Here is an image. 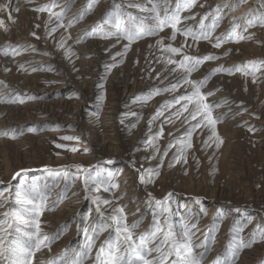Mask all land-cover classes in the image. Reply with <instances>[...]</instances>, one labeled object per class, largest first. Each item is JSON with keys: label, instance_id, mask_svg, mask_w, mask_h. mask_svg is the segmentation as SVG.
Segmentation results:
<instances>
[{"label": "rangeland", "instance_id": "rangeland-1", "mask_svg": "<svg viewBox=\"0 0 264 264\" xmlns=\"http://www.w3.org/2000/svg\"><path fill=\"white\" fill-rule=\"evenodd\" d=\"M44 1L46 0H0V5H5V6L11 5V7H5L3 11H0V19L4 20L5 26L8 29L7 31H5L4 28L0 27V48H5L8 44H12V45L32 44L35 46L37 50V51H33V53L39 52L40 49L45 48L47 49L45 53H49V55H46L45 58H50L49 61L44 59L34 58V60H31L32 62L30 60L29 61L23 60L20 62L19 61L20 56L22 57L26 53H29V50L22 51V54L17 56L0 55V81H4V83L7 86L9 80H13L19 87L22 88L23 85L27 84L26 77L31 75L34 76L36 74H41L47 77L38 80V83L35 85V87L38 88V89L36 88V91H31V90L29 91L28 89H24V90L22 89L23 91L20 89L19 91V89H17L9 92V94L12 95L19 94L21 99L24 101L23 103H0V110L2 109L0 111V122L2 120L5 121V125L0 123V132H4L6 130L9 131V136L0 135V177H2V175L8 176V174L11 173L9 179L12 182V184H7L6 182L0 181V190L10 189L11 193L14 194L15 191L18 188H20L22 185L28 186L31 184H37L42 189L44 188L45 185H47L48 200L52 192H54L55 195L58 196L57 202L53 205V209L55 210L58 208V205L62 201V199L65 198L73 189L75 183H79L80 180L83 181V177L81 176L77 178L75 176H72L67 180L64 178H54L49 176L48 173L44 170L45 166L53 169H60L64 166L80 164L83 165L85 168L99 169L101 175L97 177V180L100 181L107 180L108 179L107 173L111 171L112 173L115 174L112 183H115L116 185H118V187H119V180L121 179V177H123V175L121 174L122 168L120 166H125L132 173L131 177L134 184L133 194L137 197V201L142 202L141 205L144 206V210L142 211L143 212L142 224L145 222L149 211L154 210L153 206L150 205L149 203L148 193H151L152 197H154L155 199H163L166 195H168V193H172V197L169 200V206L171 208L170 218L172 222L176 226L177 230H179L180 228L179 221L181 217H185L187 219V222L191 224L190 219L192 218V213L190 211L183 213V215L178 218L179 220L178 225H176L175 223V221L177 220L176 216L183 211L184 204L182 203V200L181 201L174 200V197H178V195L181 197H188V196H184L179 192L173 190V188L169 186L170 184L166 182V180L164 182L162 181L161 183H158V180L160 177H162V175L165 174L166 177L170 171L175 170L173 172V176L174 177L176 176L175 178L177 180H183L180 182L185 183V185L193 184L195 185V187H198V186H203V184L207 183L208 181L207 184H209L210 187H213L216 185H223L224 183H227L224 177L223 178L219 177V179H217L215 172H213L214 164L218 159L217 155H215L214 152L215 150H219L218 156L221 157L224 152L223 147L228 140L225 136H223L224 132L221 133L218 129V126H220L223 121H226L227 114L217 115L216 109H218L219 107L214 108L213 110V116L220 118V121L216 125V131L219 137L221 138V140L223 141V143H221L218 148L216 147V143H211V146H208L209 148L212 149L210 156L213 155L211 158L213 159V161H211V159H204L206 155L203 152H201L202 148L199 147V143L197 141L198 136L202 132L205 131L208 132L205 140H207L208 137L211 135L209 128L202 127L201 129H197L196 132L193 134L192 137L193 148L188 150L186 153L187 154L186 164L181 162L174 164L172 167H169V163L171 162L172 155L176 151V148H173L171 151H169L168 156L164 158L162 166L159 167V173H160L159 176L155 177L151 183H148L146 185L141 184L139 182L140 173L148 168H152V169L157 168V166L160 165L161 154L163 153L164 149L168 146L169 142L177 138H180L182 133H184L185 130L189 127V124L195 123V121L183 122L184 117L188 115L187 112L183 113L180 116V118L177 119L175 116H170L168 111H165L164 116H161L156 120H153L151 125H149V121L152 120V117L154 116L156 111L166 100L172 99L174 96L180 94H185L186 92L190 93L191 88L188 85H183L175 92H171V91L162 92L159 95H155L152 99L147 100V102H143L144 98L149 96V93L151 92L152 89L163 88L162 84H167L166 87H169L171 83H175L180 73L179 72L174 73L177 74V78L168 82L169 78H171L172 76V74H169V69L172 66L171 65L165 66L163 63L156 62L157 58L160 56L159 51L155 47L156 39H158L159 37H149L134 42L125 56L116 57L115 60L116 62H114L116 66L113 67L110 72L107 71L105 65L114 64L112 62L114 61L112 57L117 52H121L123 50V45L127 43L126 41H121L117 44H113L115 46L109 45L107 48H105L104 52L108 56L101 68L102 70L101 82H99L96 85V88L94 89L95 90L94 94H92L94 98L93 97L91 98L92 104L90 103L89 106H86V114L88 115L89 121L91 120L90 118L91 115L96 114L97 120L95 121L100 122L99 117L103 113L104 108H106V106H108V104L111 102L114 94H120L124 92L126 89L129 90L137 87L140 88L141 90L138 93H136L138 94V97L134 99V103L132 104L133 107L138 106L137 109L128 110L129 109L128 107L127 108L124 107L122 111L118 113L117 130L120 136L123 137L125 140L123 139L124 141L120 142L117 141V137H114L115 139L112 138L111 142L113 144L110 143V145H112L113 147H119L120 148L119 151L115 153L110 150H104L101 152L100 155L97 156L98 157L96 158L97 160L88 162L85 159L84 162L79 161V162H71L68 164L62 163L61 160L63 158L65 157L71 158L79 154H81V156H86V157L90 155L95 156V154H91V152L84 150V148H82L84 146L83 142H85V138L84 137L82 138V130L81 129L78 131L76 130V132L79 134L73 135L72 133L74 131L69 126L67 127L65 125H44V126L30 125L28 123L29 122L28 117L26 115V111L23 108V105L26 102H28L27 99H29V97H36L35 95L37 94V92L38 93L40 92V95H46L48 97L46 98L45 101H51L53 97H58L57 94L61 93L60 97L63 98L65 100L64 103H66L65 109L73 108L76 105H78V102L80 101V95L77 94L78 91L76 92V94L73 92H72L73 94H70L71 90L72 91L75 90L73 84H68V86L60 92L56 91L60 86H62V82H59L58 79H60L61 76H66V77L70 76L72 78L74 77L73 79H75L77 83L82 87V79H84V77L82 75V66L79 63V51L77 50L78 45H81L82 42L86 41L87 38L98 39V40L101 39V41L104 42L107 41L108 39H102L98 36L96 37L83 36L82 38L80 37V39H77L76 35L69 34L68 29L67 31H65V29L63 28L58 29L50 37L46 36L44 26L45 23L48 21V13L47 12L40 13L33 10L38 6H43L42 3ZM76 1L77 0H75V2ZM213 1L214 0H197V6L191 10L192 14L197 13L196 19L193 20L196 21L195 23L199 21L200 15L208 10V7H214L215 5H217V4L212 5ZM100 2H105V1L99 0L95 9L98 7ZM109 2L110 4L107 7V9L112 4V0H109ZM224 2L225 0L221 3ZM202 3L206 5L205 8L199 7V4ZM235 3L236 0H229V8H231L232 5ZM248 3H251L250 6L242 12L243 14L246 13L250 8H252L255 5V0H247V3L241 4L236 10H240L243 5H246ZM56 9H54V11H60ZM131 10L136 11L135 9H131ZM225 10L226 8L224 9V11ZM185 13L187 14L189 12H185ZM68 14L69 11L66 14L64 23L67 19ZM40 15H46L44 20L40 18ZM9 17H11V19H9ZM222 22L220 26L216 29L214 36H218L220 35V33H223L227 30V28L222 26L223 24ZM37 24L40 25L39 28L36 27ZM53 26H55V21H53V24L49 25V27H53ZM250 30L253 31L254 36L256 37L253 36L252 39L244 40L245 43H252L254 45H258L262 47V43L259 40H257V37L261 32L264 31V28L257 27V28H253V30L252 29ZM32 32H35L37 36L40 37V39L38 40L35 37H33L31 35ZM256 32L258 34H256ZM169 35H170V29H165L164 32L159 34V36L165 37V43L170 42L167 39ZM245 35H250V34L248 32L245 33ZM62 38L66 41L64 48H60L57 46ZM29 40H32L35 44L33 42H30ZM145 40H148V44L144 47V50H142V48H137L136 58L133 60L131 68L126 70L125 68L127 64L126 58L128 54L132 51L133 45ZM244 41H241L239 43L228 42L223 44L222 47L219 49L212 47V43L215 42L214 39L212 42L203 41L204 44H208V45H206L207 50L203 49L202 55L213 54L220 58L214 61L203 62L199 66V68L191 74L190 79L203 80L205 77L201 76L202 73L199 71H202L204 68H205L204 70H206V68H208V64H213L214 68L222 66L225 63L219 61L220 60L222 61V59L224 58H232L233 56H235L236 54L235 50H237V47L241 45ZM182 42H183V37L178 35L177 40L172 43L174 44V46L179 47ZM203 42L200 41L199 44H203ZM189 43H191V41H189ZM149 45H153V47L150 49ZM67 47H71L75 55L71 57L65 55V51ZM115 47H119V49L116 50L115 52H112ZM197 47L198 45H195L192 48H186L185 51L190 55H199V52L197 51ZM226 52L228 53L227 55H225ZM258 53H261V50H259ZM140 55L141 58L139 57ZM202 55L200 54V56ZM175 58L180 59L179 56ZM90 59L96 60L97 57L93 55L90 56L89 60ZM121 59H123V63H119ZM256 59L264 60V58H262L260 55H258ZM256 59H250V60H256ZM240 60H238V62ZM247 61L249 60L240 61L239 63L237 62L235 65L243 64ZM21 64H24L25 69L27 70L24 71L18 70V67ZM58 64H60V66ZM48 66H51L52 69L51 71H35V72L31 71L33 67L39 69V68H46ZM223 66L226 68H231L234 65L227 67L225 64ZM5 69H9V71H5ZM204 70L202 72H204ZM114 72L117 73L119 72V73L114 78L113 83L111 84L109 83V81H110V77L114 74ZM157 73H159V78H157ZM196 73H199L200 75L197 76V78L196 76H194ZM126 76H129L128 80H126L127 79ZM165 77H167V79ZM215 78L217 79L214 81ZM262 78L257 83H253L251 77H244L238 72L232 75H229L227 73H217L211 76V78L207 81L205 87L202 88V91L204 93H208V91L210 90L209 92L213 93V95L208 96L207 98L208 103L220 104L222 106V104L224 103V99L217 98L220 101L219 100L213 101L211 99L213 96L217 95L216 93H219V91L221 92L222 91L221 89H223L220 83H217L218 85L216 84L215 85L216 87L215 86L212 87L214 84L213 81L217 82L219 80L218 82L223 83L222 80H225L224 82L226 84L233 85L234 88L233 91L237 92L238 87L240 86L239 82L245 80V85H243L244 87L240 86L241 93L243 94L244 97L243 101L240 102L241 105H244L245 103H250V105H252L254 109L258 108L257 109L258 113L261 111L260 113L264 114V100L261 92L259 91V87L264 86V81H263L264 76ZM247 82L248 84H246ZM31 84L32 83H30V86ZM100 85H102V87ZM210 86L212 87V90ZM0 88L3 87L0 86ZM129 93L130 91H128V96ZM101 95H103L102 101L98 99V97H100ZM161 96H165L166 98L159 101ZM178 107L179 106H177V108ZM8 108L10 109V111L7 110ZM191 108L192 105H189L190 110ZM250 110L251 108L245 110H239V112H237L239 114L236 113L235 116L238 118H241L242 116L255 117V118L261 117V115H257L253 113L251 114ZM171 111L174 112L175 109H172ZM10 113L15 114L18 118L20 117L19 120L21 123L19 127L20 126L21 127L20 129H17L15 131L17 134L16 139L10 138L12 134L11 130H15V125H10L7 123L9 121L8 117ZM131 113H136L137 115L133 116L131 115ZM61 114L64 115V113ZM166 117L168 118V120H166ZM169 120L171 122H169ZM248 122L249 121H243L237 125V128L240 129V131L237 134L238 138H235V142L238 143L239 148L226 151L227 156H236L237 158L244 160V162L247 164L245 167L246 172H248L249 170V172L247 173L248 175L246 178L237 177L239 182L236 183L235 191L232 192L228 191L225 192L222 197L214 198L213 205L211 206L212 209L211 213L214 214L213 223L209 227L207 223L202 224L205 225L206 231L208 227V231L206 232L207 234L206 235L204 234V236L208 238L209 246L213 250V247L215 246V240L220 231V228L223 222L225 221L226 217H228L230 213L231 224L228 230L229 232H228L227 242L225 245L222 246L223 249L217 252L216 256L209 264H214L217 256L226 251V245L229 243V240L231 239V229L235 225L237 224L243 225L248 221H251V223H249L248 226L246 227L247 229L245 228L243 233L241 234L243 239L245 238L249 239L252 231L257 225L264 227V156H261V154L259 153V150L261 149L259 145L262 143V139H261L262 135L260 134L259 130L256 129L255 126L253 125L247 126ZM132 125H135V127H132ZM96 126H99V123L98 124L96 123ZM161 127H163L164 129L163 136L157 138L156 140V145L160 149V154H154L153 148L146 146L144 144V141L148 139L150 136L155 135V133L158 132ZM249 127L254 128V131L250 132L248 130ZM30 129H35V130L30 131ZM181 130H182L181 134L175 136L176 133H178V131ZM21 131L23 132V134L19 135ZM88 131L91 130L88 129ZM97 131H98L97 135L99 136L98 139L102 140L103 135H105L106 133L104 134V130L101 129L100 127L97 128ZM109 133L111 132H108L107 135H109ZM225 134L226 133H224V135ZM41 135L44 136L41 137ZM138 135H140L139 146L135 148H131L132 143L135 140H137L136 138L138 137ZM61 137H78V139L64 140L61 139ZM57 145H62V147H57ZM201 147L205 148L204 143ZM73 148H75L76 151H72ZM259 155L261 158L258 157ZM228 158L231 159V157ZM151 163L154 164L151 165ZM69 171L70 173H75L76 169L70 168ZM16 173H19V175L17 176ZM93 174H95V171H93ZM14 176L15 179H13ZM38 178L39 179L41 178V181H37L36 179ZM202 181H205V183ZM244 183L248 185H245ZM58 186H60L61 190L55 192ZM104 186L107 187L108 185H104ZM118 187L110 188L109 191H104V187H101L100 191L93 193V195L98 196L101 199H108L110 201H112L111 199L114 197L115 199L114 202L120 203V201L123 199L125 194L128 193L129 190L128 191L126 190L125 192H121L120 194L116 195L118 191ZM163 187L165 188L166 192L164 194L163 193L161 194ZM101 190H103L105 193H102ZM129 193L131 192L129 191ZM192 196L189 197L190 199L189 198L188 199L191 200V202H193L192 206L197 208V210L199 211L198 213H200V217L205 219L208 212L207 207L209 202L208 199L206 198L207 196L203 195V193L201 192H198V194L195 193V195ZM47 205L49 206L48 201H47ZM94 207L95 206L92 204L91 200L86 199V204L84 205L79 218L76 221L74 220L67 221V223H65L63 228L57 234L54 235V236L58 235V239H55L54 242L51 244V252H49L47 248L43 249L41 252L37 253V260L43 259L47 261L52 257H61L65 254L66 250L69 259H71L74 251L77 250L83 242V236L82 234L78 233L77 229L74 240L70 241L62 251L57 252L52 248L55 244L65 239L64 235L68 232L69 227L71 225H78L79 223H81V219L83 215L88 212L89 208L94 209ZM236 209H240V211L237 212ZM45 212L46 210L43 212V215L41 216L42 221ZM94 214L95 212L93 211L92 213L93 218H95L96 215ZM248 214L251 215L248 216ZM255 214H258V216L261 217V220L259 221L258 224H253V220H254L253 216ZM129 219L130 216L128 215V223L131 224L132 221ZM193 222L196 223L198 226L200 220L199 218L194 217ZM207 222L209 221L207 220ZM142 224L136 230L137 233H141L139 232V230L142 227ZM250 226H252V228L248 229ZM104 234H106V236L108 235L107 232H105ZM103 235L101 236V240H103L102 239ZM262 243H264V241L257 242L253 244L251 247L254 248L255 246H258L259 244ZM251 247H246L240 250L237 253L236 259L234 260V264H240V262L243 263L242 261L245 258V255H247L246 252H244L246 251L244 249ZM212 250L208 253L207 257L205 258L204 264H206L205 263L206 259L212 254ZM263 258H264V254L260 256L259 260H256L254 264H264Z\"/></svg>", "mask_w": 264, "mask_h": 264}, {"label": "snow or ice", "instance_id": "snow-or-ice-1", "mask_svg": "<svg viewBox=\"0 0 264 264\" xmlns=\"http://www.w3.org/2000/svg\"><path fill=\"white\" fill-rule=\"evenodd\" d=\"M74 2L75 0H66L62 5L60 0H50L49 4L33 9L36 12L48 13V21L44 26L46 36H52L60 28L67 31L68 28L72 27L73 21L76 23L83 21L86 15L93 12L99 0H86L79 13L65 24L66 14ZM243 3H247V0H236L230 11H235ZM196 6L197 0H175L174 6L173 0H121V2L112 0V4L102 14L101 19L84 33L85 37L98 36L102 39H115L117 43L126 41L123 50L112 57L114 61L117 56H125L134 42L144 38L159 37L155 43V47L160 53L156 62L163 63L165 66L171 65L169 74L179 72L180 75L176 82L171 83L169 87L152 89L143 102H147L162 92H175L183 85H188L191 88L190 93L186 92L166 100L156 111L152 120L149 121V125H151L153 120L164 116L165 111H168L170 116H175L177 119L187 112L188 115L184 117L183 122L195 121V123H190L180 138L169 142L161 154L160 165L157 168H148L140 173L139 182L141 184L151 183L155 177L159 176V167L162 166L164 158L173 148H176V151L172 155L169 167L181 162L186 164V153L193 148L192 137L197 129L202 127L210 129L211 135L204 141L205 147L211 146V143H216L218 148L223 143L216 131V125L220 118L213 116L214 108L221 105L208 103L207 98L213 93L202 91L212 75L217 73L232 75L238 72L244 77H251L253 83H257L264 76V60L256 59L234 65L231 68L224 66L214 68L209 76L203 80L190 79L191 74L203 62L214 61L220 57L213 54L190 55L185 51L186 48H192L198 45L200 41L212 42L214 39L215 42L212 43V47L219 49L228 42L239 43L252 39L254 33L245 35L250 29L264 28V0H255V5L246 13L232 17L227 30L218 36H214V33L227 15L224 9L229 8V0H225L224 3L214 7H208V10L200 15L197 23L188 24L187 21L196 19V14L183 15V13H191V10ZM5 7H11V5H0V11H3ZM199 7L205 8L206 5L202 3L199 4ZM56 8H60V11H54ZM129 9L136 11H129ZM53 21H55V26L49 27ZM0 27L4 28L5 31L8 30L3 19H0ZM36 27L39 28L40 25L37 24ZM165 29H170V35L167 37L169 43H165V37L159 36ZM31 35L38 40L40 39L35 32H32ZM178 35L183 37V42L179 47L172 43L177 40ZM65 44L66 41L62 38L57 46L64 48ZM152 47L153 45H149L150 49ZM28 50L37 51L32 44H8L5 48H0V55L17 56L22 54V51ZM227 54L226 52L225 55ZM42 55H49V53H42ZM65 55L71 57L75 53L71 47H67ZM177 56L180 59H176ZM119 63H123V59ZM115 66L114 63L105 65V68L110 72ZM18 70L27 69H25L24 64H21ZM51 70V66L31 69L33 72ZM5 71H9V69H5ZM157 78H159V73H157ZM165 78L167 79V77ZM0 86L7 88L4 81H0ZM100 86L102 87V85ZM29 98L35 99V97ZM98 99L102 101L103 95ZM23 102L19 94L6 93L0 96V103ZM189 105H192L191 110ZM177 106L179 107L177 108ZM172 109L175 111L172 112ZM131 115L137 114L131 113ZM166 120H168L167 117ZM169 122L171 121L169 120ZM34 130L30 129V131ZM248 130L252 132L254 128L249 127ZM11 131L10 138L16 139L15 130ZM163 131L164 129L161 127L155 135L144 141L146 146L153 148L154 154H160L156 140L163 136ZM22 134L21 131L19 135ZM0 135L9 136V131L0 132ZM61 139L75 140L78 137H61ZM57 147H62V145H57ZM72 151H76V149L73 148ZM70 168H75L76 172L70 173ZM44 170L54 178L67 180L72 176L83 177L85 199L91 200L95 206L94 209L89 208L88 212L83 215L81 223L77 225V231L82 234L83 242L74 251L71 259H69L66 250L61 257H52L47 261L37 260V253L45 248L51 252V244L55 239H58V235H49L42 228L41 216L48 207L47 185L43 189L37 184L22 185L14 194L11 193L10 189L0 190V264H204L205 258L212 250L207 237L199 243L194 242L196 232L193 230L197 227L196 223L189 224L185 217H181L180 228L177 230L170 218L169 200L172 193H168L163 199H155L151 193H148L149 203L154 209L152 222L144 232L137 233L136 230L141 226L143 217L129 224L128 213L125 211L126 205H120L93 195V193L99 192L101 187H104V191L118 187L112 183L114 173L109 171L107 173L108 179L100 181L97 180V177L101 175L99 169L85 168L80 164L64 166L60 169L45 166ZM16 175L18 176L19 173ZM104 185L108 186L105 187ZM6 192L8 195H5ZM107 208L111 210L107 211ZM93 211L96 214L95 218L89 222ZM236 211L239 212L240 209H236ZM249 223L251 221L243 225L237 224L231 229V239L226 245V251L217 256L214 264H234L240 250L264 241V227L259 225L254 228L247 241L242 238L241 234ZM105 232L108 235L101 240V236Z\"/></svg>", "mask_w": 264, "mask_h": 264}, {"label": "bare ground", "instance_id": "bare-ground-1", "mask_svg": "<svg viewBox=\"0 0 264 264\" xmlns=\"http://www.w3.org/2000/svg\"><path fill=\"white\" fill-rule=\"evenodd\" d=\"M102 1H105V2H100L98 7L92 13L86 15L85 19L83 21H81L79 23H76L75 21H73L72 27L68 28L69 34L76 35L77 39H80V37L82 38L84 36L85 31L90 29L94 23H96L97 21H99L101 19L102 14L105 12V10L107 9V7L110 4L109 0H102ZM174 1L175 0H173V4L175 3ZM223 1L224 0H214L212 5L220 4ZM65 2H66V0H60V3L62 5ZM85 2H86V0H77L75 2V4L72 6V8L69 11V14L67 16L65 24H67L69 22V20H71L74 16H76L79 13V11L84 6ZM116 2H121V0H117ZM49 3H50V0H46L42 3V5L49 4ZM251 3L243 5L240 10H236V11H230L231 8H226V10L224 12L227 15L222 22L223 23L222 26H224L225 28H228L229 21L232 19V17L243 15L242 12L244 10H246L250 6ZM56 10H60V8H57ZM129 11H133V10L129 9ZM133 12H135V11H133ZM190 14H192V13H190ZM195 14H197V13H195ZM183 15H189V13H187V14L183 13ZM45 17H46V15H40V18H42L43 20ZM195 22L196 21H193V20L187 21L188 24H195ZM252 33H253V31L250 30L249 34H252ZM256 34H258V33L256 32ZM254 37H256V36H254ZM255 40H256V38H255ZM257 40H259L262 43V47H260L258 45H254L252 43H245V41H244L241 45H239L237 47V50H235L236 51L235 56H233L232 58H224V59H222V61L220 60L219 62H223L226 64L227 67H230V66L235 65L238 62V60H240V59H241L240 61L256 59L258 55H260L262 58H264V31L258 35ZM29 41L33 42L32 40H29ZM113 44H117L115 39L107 40L104 42V41H101V39L98 40V39L87 38L86 41L82 42L81 45H78L77 50L79 51V63L82 66V75L84 77V79H82V87L77 83V81L75 79H73L74 77L72 78L70 76L69 77L61 76L60 79H58L59 82H62V86H60L59 88L57 87L58 89L56 91L60 92L64 88H66L68 86V84H73V87L75 88V90L74 91L71 90L70 94H73V93L76 94V92L78 91L77 94L80 95V101L78 102V105H76L73 108H66L65 109L66 103H64L65 100L60 97L61 93H58L57 94L58 97H53L51 101H45L46 98H48V97L46 95H40V92L39 93L37 92V94L35 95L36 96L35 99L29 98V99H27L28 102H26L23 105V108L26 111V115L28 117V121H29L28 123L30 125H34V126H36V125L37 126L38 125H40V126H44V125H65L67 127L69 126L74 131L72 133L73 135L79 134L76 132V130L77 131L80 129L82 130V138L83 137L85 138V142H83L84 146L82 148H84V150L91 152V154H95V156L90 155V156L86 157V156H81V154H79V155H75V156L73 155L74 157H71V158L65 157L61 160L62 163H64V164L65 163L68 164L71 162H79V161L84 162L85 159L88 162L97 160L96 159V158H98L97 156L100 155L101 152L104 150H110V151H113L116 153L119 151L120 148L119 147H113L112 145H110V143H112L111 142L112 138L117 137V141H120V142L125 140L123 137L120 136V134L117 130V128H118V124H117L118 113L120 111H122V109L124 107L125 108L128 107L129 108L128 110L137 109L138 106L133 107L132 104L134 103V99L138 97V94H136V93H138L141 90L140 88L137 87V88H132L129 90L126 89L124 92H122L120 94H114L111 102L108 104V106H106V108H104L103 113L99 117L100 122L95 121V120H97L96 114L91 115L90 121L88 120V115L86 114V106H89L90 103L92 104L91 98L92 97L94 98V96H92V94H94V91H95L94 89L96 88V85L99 82H101V77H102L101 76V74H102L101 68H102V65L105 63V60L107 59V56H108L104 52L105 48H107L109 45L113 46ZM147 44H148V40H145V41H141V42L133 45L132 51L128 54V56L126 58V60H127V64L125 67L126 70L131 68L132 62L136 58L137 48H142V50H144V47ZM177 44H178V42H177ZM206 45H208V44H204V42H203V44H198L197 51L199 52V55L200 54L202 55L203 49L207 50ZM118 49H119V47H115L112 52H115ZM259 50H261V53H258ZM45 51H47V49L43 48V49H40L39 52H35L38 54H35V53H33L32 50H29V53H26L22 57L20 56L19 61L20 62L23 60H28V61L30 60L31 61V60H34V58L44 59V60L49 61L50 58H45L46 55H42V53H45ZM93 55L95 57H97V59L96 60H92V59L89 60L90 56H93ZM139 57L141 58V55ZM93 59H95V58H93ZM112 62L114 63L116 61H112ZM225 64H223V65H225ZM58 65L60 66V64H58ZM213 68H214L213 64H208V68H206V70H204L205 68L203 69L204 72H202L203 70L199 71V72L202 73L201 76L206 77L210 74V72L212 71L211 69H213ZM118 73L114 72V74L110 77L109 83H111V84L113 83V80L117 76ZM71 76H73V75H71ZM194 76H196V78H197V76H200V75H199V73H196ZM126 77H127L126 80H128L129 76H126ZM41 78H47V77L45 75H41V74H36L34 76H32V75L27 76L26 77L27 84L23 85L22 88L19 87L13 80H9L7 88H5V87L0 88V94H1V96H2V94L3 95H5L6 93L9 94V92H11L13 90H17V89H19V91H20V89L21 90L22 89L23 90L28 89L29 91L30 90L36 91L37 87H35V85L38 83L39 79L41 80ZM175 78H177V74H172V76H171V78H169L168 82L174 80ZM216 79L217 78H215L214 81ZM214 81H213V83H214L213 86L211 84L212 87H214L217 83H220L221 87H223V89H221L222 91L221 92L219 91V93H216L217 95L213 96L211 99L213 101L219 100L217 98L224 99V103L222 104V106H220L218 109H216V111H217L216 114L217 115L227 114L226 121H223L222 124L220 126H218V129L221 133H223V132L226 133L225 135L223 133V136H225L228 140L223 147L224 152H223V155L221 157L218 156L219 150H215V152H214V154L217 155L218 159H217L216 163L214 164L213 172H215L217 179H219V177H221V178L224 177L226 179L227 183H224L223 185H216L215 184L216 186H213V187H210V185L207 184L208 181H207V183H205V181H202L205 184H203V186H198V187H195V185H193V184L185 185V183L180 182L183 180H177L175 178L176 176L175 177L173 176V172L175 170L170 171L166 177H165V174L162 175V177H160L158 180V183H161L162 181L164 182L166 180V182H168L170 184L169 186H171L173 188V190H175L176 192H179L180 194H182L184 196H188V197H181L178 195L179 198L174 197V200H176V201L182 200V203L184 204L183 211L181 212L182 214L180 213L179 215L176 216L177 220L175 221V223H176V225H178V221H179L178 218L181 217L183 215V213H186L188 211H190L192 213V218L190 219L191 224L193 222L194 217L199 218L200 223L198 224L196 230H194L196 232V237H195V241H194L195 243H199L200 241L205 239L206 236H204V234L205 235L207 234L206 232L208 231V227L211 226L213 223L214 214L211 213V210H212L211 206L213 205L214 198L215 197H222L225 192L235 191L236 183L239 182L237 177L246 178L248 175L247 173L249 172V170L247 169L248 172H246L245 167L247 164L244 162V160L237 158L236 156H227V153H226L227 150H233V149L239 148L238 143L235 142V138H238L237 134L240 131V129L237 128V125L239 123H241L243 121H249L247 126L253 125L256 127L257 130H259L260 134L262 135L261 136L262 143L259 145L261 147V149L259 150V153L261 154V156H264V114L260 113L261 111L258 113L257 112L258 108L254 109L252 107V105H250V103H245L244 105H241V103H240L244 99L243 94L241 93V87L243 85H245V80H243L241 82L238 81L239 85L241 87L240 86L238 87V91L237 92L235 91L236 93L233 91V89H234L233 85L226 84L224 82L225 80H222L223 83L218 82L219 80L217 82H214ZM28 82H29V84H28ZM30 83H32L31 86H30ZM246 84H248V82ZM162 85H163V88H165L167 86V84H162ZM261 85H262V83H261ZM211 86H210V88L212 90ZM81 88H82V90H81ZM128 91H130L129 96H128ZM259 91L261 92L263 100H264V86L259 87ZM31 96H33V95H31ZM164 98H166V97L161 96L159 101L163 100ZM249 108H251V110H250L251 114L253 113V114L261 115V117L255 118V117L242 116L241 118H238L235 116V114L237 112H239V110H245V109H249ZM7 110L10 111L9 108ZM61 113H64V115ZM19 118L15 114H12V113H10V115L8 117L9 121L7 123L10 125H15V131L17 129H20V127H21V126L19 127V125L21 123ZM0 123L5 125V121H3V120ZM96 123L97 124L99 123V126H96ZM227 123H230V124H227ZM98 127H100L101 129L104 130V134L106 133L105 135H103L102 140L98 139V137H99L97 135V133H98L97 128ZM88 129L91 131H88ZM5 130H6V128H5ZM108 132H111V133H109V135H107ZM181 132H182V130L178 131V133H176L175 136H178L179 134H181ZM207 133L208 132H206V131L202 132L198 136L197 141L199 143V147L202 148L201 152H203L206 155V157L204 159H211L213 156V155L210 156L212 149L209 147H205V148L201 147L204 143L205 138L207 137ZM42 136H44V135H41V137ZM139 137H140V135H138V137L136 138L137 140H135L132 143L131 148H135V147L139 146ZM200 148H198V149H200ZM83 152H85V151H83ZM228 157H231V159H229ZM258 157L261 158L260 155ZM214 158H215V156H214ZM211 161H213V159H211ZM153 164L154 163H151V165H153ZM204 165H205V163H204ZM120 167L122 168L121 174L123 175V177H121V179L119 180V187H118V191H117L116 195L120 194L121 192H125L126 190L127 191L129 190L131 193H129V191H128V193L125 194L123 199L118 204L126 205L125 211L130 216L129 220H131L133 222L137 219H140L143 216L142 211L144 210V206L141 205L142 202L137 201V197L133 194L134 193V190H133L134 184H133V180L131 177L132 173L125 166H120ZM10 176H11V173H9L8 176L2 175V177H0V181L6 182L7 184H12V182L9 179ZM36 180L41 181V178L40 179L38 178ZM244 184L248 185L246 183H244ZM244 187H246V186H244ZM123 189H124V191H123ZM59 190H61L60 186H58V188L55 192H58ZM101 191H102V193H105L103 190H101ZM165 192H166V190L163 187L161 194L162 193L164 194ZM198 192H201V193H203V195L207 196L206 198L209 201L208 207H207L208 212H207L205 219L200 217V213H198L199 211L197 210L196 207L192 206L193 202H191V200H189L190 199L189 197H191L192 195H195V193L198 194ZM5 195H8V193H6ZM50 195L51 196L48 200L49 206H48V208H47V210L44 213V216L42 218L43 219L42 228H43L44 232L48 233L49 235L54 236L63 228V226L65 225V223H67V221H70V220L76 221L79 218V216L82 212V209H83L84 205L86 204V199H85L86 193L84 191L83 181L80 180L79 183H75V186L73 187V189L70 191V193L65 198L62 199V201L58 205V208L55 210L53 209V205L57 202L58 196H56L54 192H52ZM111 200L114 201L115 200L114 197ZM137 209H139V211H137ZM106 210L110 211L109 208H107ZM133 213H135V215H133ZM152 213H153V211L150 210L147 217H146V220L142 224V227L140 228L139 232H144L145 229H147L149 227V225L151 224V220H152ZM177 214H178V212H177ZM250 215L251 214H248V216H250ZM92 219H93V216H91L89 222H91ZM253 219H254L253 224H258L259 221L261 220V217L258 216V214H255L253 216ZM207 220L209 222H207ZM217 220H218V218H217ZM204 223L208 224L207 231L205 229L206 228L205 225H202ZM230 224H231V216L229 213V216L226 217V219L223 222V224L220 228V231L216 237L215 246L213 247L212 254L205 261L206 264L211 263L212 260L214 259V257L216 256L217 252L220 251L221 249H223L222 246L226 244L227 239H228V232H229L228 230H229ZM76 227H77V225H71L69 227L68 232L64 235L65 239L60 241L59 243L55 244L52 249L56 250L57 252H60L68 245V243L70 241L74 240V238L76 236V229H77ZM251 228H252V226H250L248 229H251ZM248 232H249V230H248ZM105 236H106V234L103 235L102 239H104ZM244 240L247 241L248 239L245 238ZM244 250H246V251H244ZM244 250L243 251L246 252L247 255H245V258L243 259V261L241 260L243 263L240 262V264H254L255 261L259 260V257L264 254V243L259 244L258 246H255L254 248L251 247V248H247Z\"/></svg>", "mask_w": 264, "mask_h": 264}]
</instances>
